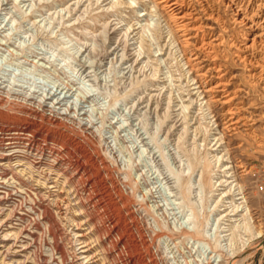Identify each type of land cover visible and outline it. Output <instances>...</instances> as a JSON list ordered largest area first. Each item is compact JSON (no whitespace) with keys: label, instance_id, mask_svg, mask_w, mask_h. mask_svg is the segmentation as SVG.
<instances>
[{"label":"rangeland","instance_id":"1","mask_svg":"<svg viewBox=\"0 0 264 264\" xmlns=\"http://www.w3.org/2000/svg\"><path fill=\"white\" fill-rule=\"evenodd\" d=\"M114 2L0 0V110L29 102L73 130L65 135L55 125L30 128L44 155L21 143L0 145V264H206L213 253L206 242L175 231L164 243L153 229L183 221L194 204L201 213L226 214L217 233L240 216L232 211L231 195H219L211 206L225 185L203 193L198 203L178 204L172 196L179 180L185 186L199 179L196 159L206 162L217 148L228 150L227 164L263 234L234 264H264V80L251 76L242 50L232 44L249 41L252 32L224 0L215 2L214 16L195 1L199 30L188 33L198 37L183 56L151 0ZM139 36L145 39L140 52ZM203 38L210 48L196 49ZM190 55L197 56L191 70ZM200 74L211 87L224 83L225 94L219 86L195 100L202 92L194 80ZM223 95L233 96L245 124H224ZM208 99L218 126L205 107ZM14 121L0 119V125L16 127ZM212 134L221 137L216 146ZM223 169L206 172L233 181ZM115 188L128 195L126 203Z\"/></svg>","mask_w":264,"mask_h":264},{"label":"bare ground","instance_id":"2","mask_svg":"<svg viewBox=\"0 0 264 264\" xmlns=\"http://www.w3.org/2000/svg\"><path fill=\"white\" fill-rule=\"evenodd\" d=\"M195 1L197 2L199 1V5L201 9L207 14H209V16H214V14H217L216 11L217 8H215V2H218L220 0H151L152 6H154L155 8V12L161 15L162 18H164V21L170 33V37L174 41V43H176V45L178 46V50H181L183 56L191 52V43H192L191 38L195 39L198 37L197 34L193 35L194 37H191L190 36L191 34L188 33V31L190 30H197V31L199 30L200 24L197 25L196 22L198 13H197L196 5L194 4ZM224 1L226 2L227 6L233 7L234 13H236L237 15L236 19L239 20V22L245 24V26L248 28V32L250 33L252 32L253 36L250 39L248 38L249 41L247 42L239 41V43H236L237 41L236 38L232 42V44L233 43L237 44L240 47V50H242L241 60H243L246 66L249 67L251 76L258 78V80L262 81L264 80V0H224ZM119 3H123V0H118V2L116 3L114 2L112 6H116ZM126 3L130 4V2H126ZM140 4L142 6L148 5L142 2H140ZM133 11L134 10H132V12ZM153 31L156 32L157 38H161L160 33L156 31L155 28L153 29ZM138 38H140V41L138 45L139 49L137 51L140 52L142 48L143 49L145 48L143 47L145 46L144 45L145 39H143L142 36H139ZM199 43L200 44L196 49L210 48L209 46H211L212 44L210 40L204 38L200 39ZM191 56L192 55H190V57H187L186 60V62L189 64V70L193 69L192 64H194L193 61L191 60L197 59V56H195L193 59H191ZM196 79H197L196 84H199L198 88L200 89L202 88V92L198 94L195 100L199 101V98H202L201 97L202 93H205L206 97H208V95H214L216 91V87L218 88L219 86H222V90L220 91H223L222 93L225 94L224 83H217L215 87H211L210 84H208L209 82H207L206 80L207 78H205L204 74L196 75L194 80ZM222 98L224 104L228 105L226 112L227 121L224 122V124H226L228 128H232V129L238 128V126L242 123L245 124L244 118L238 116L240 114V110L242 109H240V107H234V106L232 107L233 96L230 97V95L228 96L223 95ZM17 101L16 103H13L15 104V107L11 108V111L9 109L10 112H8L7 110H6L7 112L0 110V117H2L0 119L2 120L4 119L7 122L11 120L17 121L15 125L16 127H12V128L10 126L3 127L2 125H0V134L5 135V133L7 134V132L11 134V138L8 139H4L0 135V145L3 146V143L6 140L9 141L7 145H11V146L13 144L18 146L21 143L22 145L25 146L26 150H38L42 155H44L46 153L45 147L41 148L38 145V140L35 138L36 136L33 135L34 133L33 131H31L30 128L36 126L38 127L44 126L47 128L49 125H55L58 127V129L62 128L61 133L65 135H69V133L73 131L68 125H66L64 119H62L60 116L59 118L57 116H52L48 114L44 109H39V107L37 108L36 106L30 104L28 101L27 104L22 103L23 101L20 103ZM211 101L212 99L206 100L205 107L208 109L209 112L208 114L212 116L213 124L217 125L215 118H217L218 116L214 118L215 115L213 114L214 112L211 106L212 105ZM13 110H16L18 113L24 114L26 117L22 118L21 115L20 118L16 113L13 112ZM29 117H32V119ZM28 118L31 119V122L27 121ZM249 120L255 122L254 117H251ZM21 122H25V124ZM201 128L202 127H197L198 130H201ZM218 128L219 127H217L216 130H218ZM28 132L30 133L32 132L33 134L31 133L32 136L28 138L26 137L27 139H25L23 136ZM211 136H214L212 140L215 141V144L213 146H216L219 142V139H221V137L219 136L217 138L215 134H212ZM217 150L218 148L208 151L209 157L207 158L206 162L203 161L205 157L196 159L197 164L199 165V170H198V172H200L199 179H197L196 177L195 178L192 177L191 180L189 181L187 180L188 183L187 185L184 186L183 182L180 183V180L178 178L179 182H177L178 184L176 183L177 188H179L178 193L176 194L173 193L172 196H176L175 199L177 200L178 204L184 203L185 205V202H187L188 200L190 201L194 199V201H196L199 197L201 198L203 193L206 194L207 191L211 193H216V191H218L219 185H225L226 188L224 189V191L220 192L217 196H215V198L211 202L212 203L211 206H213L214 203L218 205V202L222 197L231 195L233 196V199L230 201L231 207L233 208L232 211L234 212L241 211L242 213L240 214V216L236 218V220L233 221V223L231 222L228 226L224 228L225 229L223 230L224 233H222V231L220 232L218 231L217 233L216 230H218L217 229L218 224L222 220L221 218L226 214L225 215L213 214V213L208 214V212L201 213L197 210V208H199L198 205L196 206V204H194L193 206H195L194 207L195 209L194 208L192 209L191 212L192 216L191 214L190 215L186 214L185 217L183 218V221L179 223L174 222L175 224H172L173 221H171V223L168 222L165 225L157 224V228L155 227L153 230L155 235L162 237L161 240L164 241V243L174 239L172 235L175 231L179 234L180 238H185L192 241L194 240V242L198 244L201 243L202 241L206 242L211 248V251L213 252L211 255H208L206 257L207 258L205 262L206 264H223L221 263L222 260L226 261V263L224 264H234L238 258H242L241 253L245 251L246 247L250 245L252 240L261 237L263 234L262 231L256 229V226L253 222V218L251 217V213H250V207L243 195L244 188L242 187V185L238 183V181H236L235 171H230L231 166L227 164V162L231 160V156L229 155L228 150L225 148L218 151ZM58 151L59 150H57V152ZM54 159L59 164L65 162L63 160L64 158L62 159L57 155L55 156ZM191 164L193 163L191 162ZM193 165L191 167H193ZM212 166L224 167L223 171L226 174H230L231 175L230 177L233 178L234 180L229 182L228 179L223 178L222 175L217 176V174L215 176L213 175L209 176L208 172H206V169ZM127 173L129 174V171H127ZM115 190L118 192L117 194H119L120 200L126 203V201H128L129 198L127 197L128 195L127 196L123 195L121 193L122 191L120 192L116 188ZM219 195H220V199H218ZM236 196L239 197L235 198ZM241 198L243 200L236 202V200ZM154 206L155 205H153V207ZM134 225L138 230L139 227L136 221ZM101 230L103 229L102 228L99 229V231ZM166 231L168 232V234L165 236L164 232ZM141 237H142L141 239L142 246L148 248L150 246V242L148 241V239H146V237L143 236Z\"/></svg>","mask_w":264,"mask_h":264}]
</instances>
